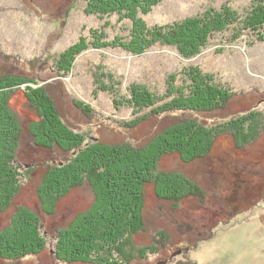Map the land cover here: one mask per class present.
<instances>
[{
	"label": "rangeland",
	"instance_id": "1",
	"mask_svg": "<svg viewBox=\"0 0 264 264\" xmlns=\"http://www.w3.org/2000/svg\"><path fill=\"white\" fill-rule=\"evenodd\" d=\"M251 4V0H168L140 16L148 27H163L226 6L243 19ZM130 29V22L116 16L89 15L84 0H0V77L15 74L36 84L17 88L8 109L26 130L38 122V116L29 107L25 91L43 87L63 123L85 135L87 143L139 147L185 117L214 127L250 113L261 114L260 134L243 148L224 134L216 137L211 154L202 161L185 164L175 154L160 159L159 172L187 177L204 199L185 197L173 208L171 202L156 197L152 186L144 187L145 231L134 236L133 244L149 250L146 260L133 264L168 260L169 264H264V28L239 37L232 27L219 32L190 60L175 48L160 45L142 55L124 51L117 40L127 39ZM80 38L91 43L89 49L76 58L68 75L59 77L56 61ZM98 40L107 46L93 48ZM188 66L198 67L234 94L228 108L213 114L172 113L137 123L146 114L135 116L124 102L129 88L145 85L163 95L165 80ZM101 76V84L112 90H102L97 82ZM85 106L91 111L82 110ZM133 123V128H126ZM72 156L37 148L23 132L15 163L24 176L19 194L0 213V232L10 227L19 209L41 214L37 188L46 166L68 162ZM93 202L87 185L72 189L50 217L39 215L46 248L18 262L0 260V264H63L55 258V231L68 227Z\"/></svg>",
	"mask_w": 264,
	"mask_h": 264
},
{
	"label": "trees",
	"instance_id": "2",
	"mask_svg": "<svg viewBox=\"0 0 264 264\" xmlns=\"http://www.w3.org/2000/svg\"><path fill=\"white\" fill-rule=\"evenodd\" d=\"M84 1L89 15L116 16L121 22H130L128 38L118 39L117 46L133 55H142L160 45L175 48L182 58L190 60L198 56L209 38L219 32L230 31L232 27L239 37L243 33H258L264 28V0H251V9L243 19L231 8L223 6L219 11L209 9L200 17L163 27H148L141 16L149 15L156 6L168 0ZM90 44L86 38H80L59 57L56 61L59 77L69 74L76 58L88 50ZM91 46L102 48L107 45L98 40ZM101 80L102 76L97 82L101 84ZM32 82L15 74L0 77V213L10 207L21 189L24 175L15 162L23 132L31 136L37 148L73 154L68 162L46 166L37 188L39 215L45 217L53 214L58 201L72 189L87 185L94 196V202L85 214L78 216L68 227L55 231V258L63 264H133L137 260H146L145 253L149 248L138 249L133 244L134 236L145 231L141 214L144 187L152 186L156 197L171 202L173 208L185 197L204 199L187 177L159 172L160 159L175 154L185 164L202 161L211 154L218 136L230 135L236 146L243 148L261 132L258 124L262 115L258 113L214 127L185 117L141 147L130 143H87L85 135L74 133L63 123L57 106L43 87H27L25 91L29 107L37 112L38 122L23 130L8 109L9 98L22 85H36ZM102 88L112 90L106 84ZM164 89V94L158 95L145 85L129 88L124 102L135 116L146 114L137 123L172 113L221 112L228 108L234 96L211 75L192 66L177 75H170ZM82 110L91 111L87 106ZM134 124L126 125V128H133ZM39 215L25 209L14 214L10 227L0 232V260L18 262L38 255L46 248Z\"/></svg>",
	"mask_w": 264,
	"mask_h": 264
},
{
	"label": "flooded vegetation",
	"instance_id": "3",
	"mask_svg": "<svg viewBox=\"0 0 264 264\" xmlns=\"http://www.w3.org/2000/svg\"><path fill=\"white\" fill-rule=\"evenodd\" d=\"M163 264H169L170 262H169V260L168 261H165V262H162Z\"/></svg>",
	"mask_w": 264,
	"mask_h": 264
},
{
	"label": "water",
	"instance_id": "4",
	"mask_svg": "<svg viewBox=\"0 0 264 264\" xmlns=\"http://www.w3.org/2000/svg\"><path fill=\"white\" fill-rule=\"evenodd\" d=\"M179 253H180V251H179L178 253H176V254H179ZM176 254H175V255H176ZM160 264H163V263H160Z\"/></svg>",
	"mask_w": 264,
	"mask_h": 264
}]
</instances>
